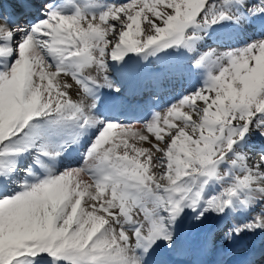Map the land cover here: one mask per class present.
Listing matches in <instances>:
<instances>
[{"label": "snow or ice", "instance_id": "1", "mask_svg": "<svg viewBox=\"0 0 264 264\" xmlns=\"http://www.w3.org/2000/svg\"><path fill=\"white\" fill-rule=\"evenodd\" d=\"M18 2L30 10L28 0ZM245 4L128 0L105 6L93 0L82 7L72 0V14L49 7L30 28L10 27L14 14L0 12V183L20 189L0 192V264H150L160 242L174 248L186 209L201 221L260 204L224 238L264 231V149L255 163L243 151L253 131L264 137V39L222 54L203 52L193 66L209 69L205 86L141 128L93 112L96 90L113 87L109 59L122 62L129 53L147 59L174 47L195 52L202 29L247 19ZM253 8L252 15L264 13V0ZM97 125L82 166L59 174L48 169L40 178L29 165L23 180L13 176L15 155L36 149L40 167V156L60 155L39 143L42 137L71 132L75 142ZM213 182L219 191L208 195ZM213 240L210 234L206 245Z\"/></svg>", "mask_w": 264, "mask_h": 264}, {"label": "rangeland", "instance_id": "2", "mask_svg": "<svg viewBox=\"0 0 264 264\" xmlns=\"http://www.w3.org/2000/svg\"><path fill=\"white\" fill-rule=\"evenodd\" d=\"M1 1V0H0ZM12 6L16 5L18 3L17 0H12ZM51 0H45V1H40V0H35L32 1L35 4V8H36V13L32 14V18L33 21H29V18L27 17H20V20L18 22H16L15 24H11L10 27H19V28H30V26L34 23H36L38 20H41L43 18L46 17V14L49 10V8H45L46 6L49 5V2ZM104 2L103 5L108 6V5H112V4H125L128 2V0H126L125 2L121 1L119 2V0H102ZM57 4L54 5L53 7L55 8H62L65 6H69V10H65L64 8H62L65 12V14H72L73 11V7H72V0H56L55 1ZM80 3L81 6L83 5H89L91 3H93V0H89V2H78ZM211 3V0H210ZM261 4V0H246V4H245V8L249 9H253V11H255V9L253 8L254 5H260ZM18 5V4H17ZM7 8H3L2 12L6 13V11H4ZM233 12L235 13V8H233ZM264 16V13H258L256 15H252V16H258L261 15ZM255 25L254 31L252 32V34L250 35V37L248 38H244V39H235L234 37H232V29H228V27L233 26L234 24H236L237 26L239 24L233 22V21H223L220 24H216V25H212V27L214 26V28H205L202 29L200 31V35L202 37V39L200 41L197 42L196 45V51L195 52H188L186 49L184 48H169L167 50H163V51H159L157 52L155 55H150V58L148 59L149 64H151L152 66L150 67V70L152 72L157 73V69L159 68H163V65L161 64V62L163 60L169 61V60H176L178 61L179 59H182L181 61V66L185 68L186 74H187V78H190L193 83L191 85L190 88H188V90H178V91H172V92H168L169 94L165 93V94H149V95H145L143 98L141 99H135L133 101H131L129 103V106L125 109L124 113H119L117 116H111L110 118H107L106 116L97 113L95 114L96 117H98L101 120L104 121H109V122H119L122 124H126V125H131L134 127V125L136 123H143L145 121H149L152 119V116H148L149 118H143V117H139L140 113L143 111L142 107L144 104V101H149L151 99H155L158 98V102H156V113H160L161 111H164L166 109H168L170 106H172L173 104L177 103L179 100H181L183 97L189 95L190 93H193L197 90H199L200 88L204 87L206 84V81L208 80V73H209V69L208 68H195L193 66V62L196 58H198L203 52H206L212 48L208 47L209 45L206 44V42L209 43V40L206 41L205 38L207 36H209L210 34H212L214 31L216 32V34L218 36H223L224 40H213V42H215V48H218L219 50L217 51V53L222 54L224 52H228L234 49H240L243 48L245 46H247L248 44H251L253 42H255L256 40H260V39H264V20L263 21H254L253 22ZM211 30V33L209 34V31ZM232 38V39H229ZM220 44V45H218ZM138 54L136 53H129L127 55V57L129 58L128 61H126L125 63L127 64L126 67H128V65L130 63H132V60L137 56ZM173 65H175V63H173ZM172 65V66H173ZM168 67V66H167ZM213 72H215L216 70L213 69ZM120 73L122 72L119 71ZM118 72V61H113L111 59H109L108 61V77L110 80H114V83L116 84L113 87H105L109 89L110 93H113L115 91H117V89H119L117 92H119L120 94L123 93V90L120 88V86H122V81H120V76ZM92 75H96V73L93 71L91 73ZM125 77V76H124ZM146 83H150V81H146ZM104 88V87H103ZM192 88V89H191ZM174 94V95H173ZM173 95V96H172ZM76 96L78 97V91L76 93ZM176 97V98H174ZM149 103V102H147ZM154 106V105H153ZM113 109V107H112ZM123 114H127L126 117H123ZM139 114V115H138ZM37 119H42V118H36ZM39 123V122H38ZM99 130H100V126H99ZM99 130H95L92 132V134L90 135V142H88L86 145H84L83 147H80L79 149L83 152V154H85L86 150H87V145L90 144L96 137L97 133ZM73 138H64V140L61 142V144L59 145V152L60 155L62 154V150L61 147L64 145V143H69L72 142ZM75 143L77 145V139H75ZM246 148L248 147H252L255 148V153H261V149H264V137L259 136L255 131H253L252 135L248 138V143L245 146ZM74 152L76 151L75 149L73 150ZM59 155V156H60ZM231 155V154H230ZM84 162V160H83ZM83 162H81V164L76 163L75 165H73V167H80L82 166ZM29 166V165H28ZM28 166H25L23 168H21L22 171H24V169H26ZM33 169L38 172L36 166L32 165ZM222 167H227V165H223ZM61 169H65V166ZM62 173V172H60ZM25 175V173H24ZM25 178V176L23 177V179ZM20 179V178H19ZM21 179V180H23ZM14 185H16L14 183ZM211 185H215V189H213V191H208ZM18 188V187H17ZM20 189L18 188V191ZM17 191V192H18ZM217 191H219V185H217L216 183H211L208 186L207 189V194L208 195H212L215 194ZM10 194H14L13 192H11V188H10ZM186 215L182 216L181 219L178 221L175 232H176V243L174 248L177 246V241L178 238L181 240V243L183 246L188 245V242L194 243L195 241H201V239H204L203 244L198 243L196 246L198 248L201 249H206L208 251L205 252H211L212 256H218V254H220L219 257H221L222 259H237L236 257H241V253L246 252L247 250L243 247V246H236L237 243H245V236L247 235V233H242L239 237L234 238L233 240L228 241L229 245L231 246V250L232 252L229 254V250H228V244H226V242H222L219 243V240L222 235H224V228L225 226H227L228 222L230 223H236V224H244L246 222H248L249 220L252 219V217L255 216L254 212L250 214L249 218H245V219H240L237 214H240V211L235 212L234 214H232L231 216L229 215V213H231L230 209L228 210V212H226L224 215L221 216H217L215 214H207L206 218V222H208L205 225H199V221L194 220L192 217L195 215L194 213L191 212L190 209H186ZM234 217H238L237 222L234 221ZM227 220V221H226ZM223 227V231L220 230V227ZM232 227V226H231ZM229 227V228H231ZM228 228V229H229ZM213 235L214 236V240L212 241V243L210 245H206V238L209 237V235ZM184 240V241H182ZM159 246L161 247H166L167 244L164 242H160ZM245 246H248V244H245ZM168 247V246H167ZM250 247V246H249ZM259 249V242H257L256 244H253V250ZM163 249H159L156 253H162ZM164 252V251H163ZM244 253V255L246 254ZM260 255V254H259ZM162 258L164 259V256H162ZM239 260V259H237ZM150 264H161L159 259L157 263H150Z\"/></svg>", "mask_w": 264, "mask_h": 264}, {"label": "bare ground", "instance_id": "3", "mask_svg": "<svg viewBox=\"0 0 264 264\" xmlns=\"http://www.w3.org/2000/svg\"><path fill=\"white\" fill-rule=\"evenodd\" d=\"M32 1L35 2V0H28V3L31 5L30 10L22 11L19 7V4H18L19 2L17 3L18 5L16 4L13 7H11L12 2H13L12 0H1L0 1V12L2 11L3 8H7L4 11H6L7 13H13L15 16V22L19 21V18L22 16H26V17L30 16L29 19L33 20L34 18L32 19L31 17H32V14L36 12V8ZM55 1L56 0H51L49 2V5L46 6L45 8L53 7L54 5H56L57 3ZM121 1L125 2L126 0H119V2ZM77 2H89V0H77ZM99 2L102 5L104 4L102 0H99ZM64 9L67 11L71 8H69V6H65ZM260 17L261 16H258L257 18L252 17V20H249L248 22H246V20L242 21L238 26L234 24L233 26L228 27V29L233 28L232 35L235 38H238V39L248 38L252 34L255 28L254 26L255 24L252 22L253 21H259V22L263 21L261 20ZM19 35L20 34L17 33V38L19 37ZM207 39L208 40L210 39L209 43L206 42V44L209 45L208 47L214 49L216 52L219 49L215 48L216 43L213 42V40L215 39L224 40L223 36H218L216 34H210L209 36L205 38L206 41H208ZM149 58H150V55L147 57V59H145L144 54H138L132 60V63L128 65V67H126L127 64L125 63L126 61L129 60L127 55L125 56L122 62H118V72L122 70V72L121 73L119 72L118 74L120 76V81H122V86H120V88L123 90V93L120 94L117 91H115L114 93H110L109 89L104 87L103 90L105 94V99L103 100L98 99L97 106L93 110L94 115L96 112L97 113L103 112L105 114L112 115V111H115V109L119 110L121 113H124L125 109L129 106V103L137 98L141 99L145 95H149L153 93L154 94H165V93L169 94L168 92H172V91L175 92L180 89L184 90V89H188L191 87L193 81L190 78H187L185 68L180 65L182 59H179L178 61L163 60L161 62V64L163 65V68L157 69L158 71L157 73H155L150 70V67L152 65L149 64V61H148ZM173 63H175V65H173ZM110 81L112 82V84H114V86L116 85L114 83V80H110ZM146 81H150V83H146ZM76 93H77V89L74 86L72 89V94L76 96ZM78 95H80L79 92H78ZM157 101H158V98L154 100L144 101L146 103V106L142 107L143 111L140 113V115L142 117L145 115H149V117L150 116L153 117V114L156 113V110H157L156 108H154L153 105H155ZM111 106L114 109H112ZM164 111H161L160 113H163ZM114 113L117 114L118 112H114ZM116 114H113V115H116ZM126 116L127 114H123V117H126ZM146 117L149 118L148 116ZM34 123L41 124L43 123V120L37 119L34 121ZM141 127H142L141 123H136L134 125V128H141ZM95 130H99V125H97L96 127L90 128L87 131V133L76 138L78 146L76 150L77 152L74 155H67V156H62V157L58 156V157H55L54 159L47 157V156H40L39 158L43 161L45 167H40L39 165L35 163V160L37 156L39 155L36 149H32L30 152H25L23 154L13 156L12 159L16 161V168L14 172L12 173L13 176H15L18 179L19 178L23 179L25 175H24V171H22L21 168L28 166V165L36 166L38 170L37 174L40 178H47L48 169H51L53 173L59 174L60 172H63L67 168H75L73 167V164H75L76 162L77 163L79 162L78 164H81V162H83V160L85 159V154H83V152L79 150V148L83 147L85 144L90 142L91 140L90 134L91 132ZM64 138L72 139L73 137L71 135V132L61 134L58 136L42 137L39 143L48 145V149H47L48 151L56 152V151H59V145L64 140ZM243 151L247 153V158L251 163H255L256 161L260 159L261 153L260 152L255 153L254 152L255 148L244 147ZM64 166H65V169H61ZM30 179H34V178H30ZM10 188H11V192H13L14 194L18 191L17 185H14V183L10 182L7 185L0 183V192H10ZM213 189H215V185H211L208 191L209 192L213 191ZM261 203H264V202H261ZM260 207L261 205L257 204L254 209L249 208L247 210H240L241 213L237 214V216L240 219H245V218L247 219L250 217L251 213L253 212L254 214L258 213L260 211ZM238 217H234L235 222H237ZM206 220L207 218L199 221L200 222L199 225L207 224L208 222H206ZM231 226H233V224L231 222L230 223L228 222L227 226H225L224 228V231H226ZM219 238H220L219 243L226 242V244L229 245L228 241L230 240H226L224 238V235L223 237L221 235V237ZM244 240H245V243L244 242L242 244L237 243L236 246H239V245L243 246L247 250L248 254L250 253L251 250H253V244H256L257 242H259V247H260L259 249L255 248L256 250H253L246 264H264V231L257 230L254 233L249 232L245 236ZM245 244H248V246H245ZM194 247L195 246L186 247L185 248L186 253H188V255H192L193 253H195V251H197L198 248H194ZM227 248L229 250V253H231L232 252L231 246L229 245ZM159 249L170 250V248L168 247L164 248V247L158 246L154 255L151 257V261L156 260L157 258H160L163 255V253H156ZM172 251L173 252L166 251V254L176 253L177 254L176 257H178L179 262L182 261V257H181L182 254L180 253L181 252L183 253V248L180 249L179 253L177 250L176 251L172 250ZM193 260L197 261L194 257H193ZM212 262H213L212 264H222V262L217 261V260H212ZM190 263L208 264V261H201V262L190 261ZM224 263L226 264L227 262H223V264ZM163 264H171V263L165 260Z\"/></svg>", "mask_w": 264, "mask_h": 264}]
</instances>
